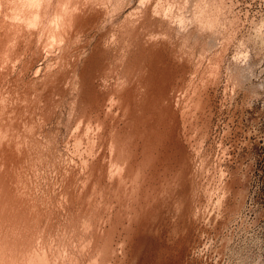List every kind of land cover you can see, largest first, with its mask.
<instances>
[{
    "label": "rangeland",
    "instance_id": "obj_1",
    "mask_svg": "<svg viewBox=\"0 0 264 264\" xmlns=\"http://www.w3.org/2000/svg\"><path fill=\"white\" fill-rule=\"evenodd\" d=\"M21 1L0 0V257L264 264V0Z\"/></svg>",
    "mask_w": 264,
    "mask_h": 264
},
{
    "label": "bare ground",
    "instance_id": "obj_2",
    "mask_svg": "<svg viewBox=\"0 0 264 264\" xmlns=\"http://www.w3.org/2000/svg\"><path fill=\"white\" fill-rule=\"evenodd\" d=\"M20 1V0H19ZM23 2V3H22ZM42 2V1H41ZM46 2H47V0H46ZM49 2V3H48ZM47 3V7L46 8H44L45 10H48L47 8H49V4L51 3V0L50 1H48ZM32 3H37V4H39V5H41V3H40V1L39 0H24V1H21V4H24V8H25V4L27 5V4H30L29 6H31V4ZM11 4V3H10ZM20 4V3H19ZM18 4V5H19ZM36 4V5H37ZM38 6V5H37ZM44 6V5H43ZM52 6V5H51ZM17 7V6H16ZM15 7V8H16ZM23 7V6H22ZM42 7V6H41ZM45 7V6H44ZM18 8H19V6H18ZM17 8V9H18ZM20 8H21V5H20ZM26 8H28V6L26 7ZM36 8V7H35ZM29 9V8H28ZM37 9V8H36ZM43 9V8H42ZM19 10V9H18ZM44 10V11H45ZM35 11V10H34ZM64 12V11H63ZM18 13V12H17ZM21 14V13H20ZM25 14V13H24ZM33 14V13H32ZM35 14V16H33V17H36L37 15H38V12H35L34 13ZM41 14V13H40ZM45 14H46V11H45ZM18 15V14H17ZM42 15V14H41ZM48 15V14H47ZM74 15V14H73ZM10 16V15H9ZM32 16V15H31ZM43 16V15H42ZM16 17V16H15ZM28 17V16H27ZM32 17V18H33ZM41 17V16H40ZM14 18V17H13ZM56 19V18H55ZM65 19V18H64ZM18 20V19H17ZM63 20V19H62ZM66 20V19H65ZM38 21V20H37ZM67 21V20H66ZM62 22V21H61ZM69 23V22H68ZM66 24V23H65ZM23 25V24H22ZM70 25V24H69ZM35 27V26H34ZM73 27V26H72ZM67 28V27H66ZM21 29V28H20ZM25 29V28H24ZM63 29V28H62ZM17 31H18V29H17ZM66 31H67V29H66ZM63 32V31H62ZM26 36V35H25ZM10 46V45H9ZM128 75V74H127ZM125 158V157H124ZM9 232V231H8ZM3 233V232H2ZM9 235V234H8ZM1 238V237H0ZM20 238V237H19ZM2 242V241H1ZM15 251V250H14ZM31 253V252H30ZM0 254H1V251H0ZM3 254V253H2ZM4 255V254H3ZM16 256V255H15ZM5 257V256H4ZM29 258V257H28ZM12 259V258H11ZM14 260V259H13ZM13 260H11L12 261V264H16V263H13ZM34 260V259H33ZM11 261H9L10 263H11ZM8 262V261H7ZM6 263V261H5V259L4 258H2V257H0V264H5ZM9 263V264H10ZM7 264V263H6Z\"/></svg>",
    "mask_w": 264,
    "mask_h": 264
}]
</instances>
